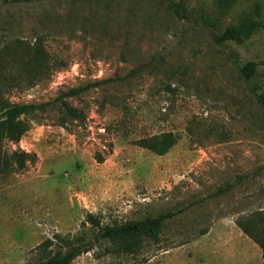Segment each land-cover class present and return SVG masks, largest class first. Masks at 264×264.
<instances>
[{"label":"rangeland","instance_id":"rangeland-1","mask_svg":"<svg viewBox=\"0 0 264 264\" xmlns=\"http://www.w3.org/2000/svg\"><path fill=\"white\" fill-rule=\"evenodd\" d=\"M245 19L264 23V0H0L3 97L47 102L88 85L66 98L82 121L60 124L51 105L3 143L36 158L0 174V264L88 239L89 213L111 224L164 212L158 241L133 254L95 246L70 264H264L237 224L264 210V29L213 40ZM163 132L177 137L164 155L135 142Z\"/></svg>","mask_w":264,"mask_h":264},{"label":"trees","instance_id":"trees-1","mask_svg":"<svg viewBox=\"0 0 264 264\" xmlns=\"http://www.w3.org/2000/svg\"><path fill=\"white\" fill-rule=\"evenodd\" d=\"M12 2H32L34 0H10ZM228 0H224L226 3ZM172 8L178 15H183L185 7L182 1L172 2ZM264 29V23L255 19H245L239 24L229 26L213 36L217 44L231 41H240L249 37L258 29ZM35 58V57H33ZM264 64V61H262ZM255 61L246 62L241 68L242 75L249 79L255 72ZM133 69L132 72H137ZM110 80V79H109ZM86 86L71 87L52 101L47 102H11L0 93V174L17 172L25 168L27 163L36 158L34 153H29L18 148L7 152L3 150V143H18L28 130L27 117L35 113H45L49 106L58 105L61 110L60 124L68 120L82 121L85 116L77 107L73 106L66 98L76 97ZM256 102L264 106V89L255 92ZM177 137L172 132H163L137 139L135 142L140 147L146 148L154 154L164 155L176 143ZM99 162L102 157L97 155ZM171 212L146 216L143 219L127 220L102 224L99 218L91 213L86 217V222L95 229L92 235L79 243L68 245L66 249L60 248L49 256L41 258L36 264H70L77 256L92 250L95 246L105 245L107 252L133 254L137 252L144 240L158 241L163 223L172 216ZM238 226L261 249L264 260V210L254 211L237 220ZM53 240L45 239L38 247L45 252Z\"/></svg>","mask_w":264,"mask_h":264}]
</instances>
